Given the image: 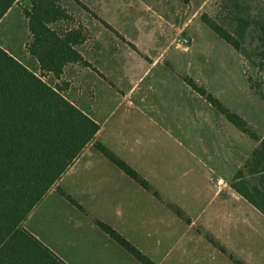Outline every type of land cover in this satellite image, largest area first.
I'll list each match as a JSON object with an SVG mask.
<instances>
[{
  "label": "rangeland",
  "instance_id": "obj_1",
  "mask_svg": "<svg viewBox=\"0 0 264 264\" xmlns=\"http://www.w3.org/2000/svg\"><path fill=\"white\" fill-rule=\"evenodd\" d=\"M235 2L252 28L257 20L264 23V0H79L70 1L67 20L53 24L61 32L81 27L88 35L87 26L83 50L92 68L69 65L62 78L43 79L64 92L80 81L81 107L102 126L97 140L130 160L150 185L116 179L121 169L95 146L89 153L104 159V167L94 166L98 160L88 166V152L79 157L59 184L73 179V197L87 214L66 200L68 206L43 228L42 242L69 264H119L116 255L115 262H100L86 254L105 235L96 220L112 226L115 190L140 186L147 191L135 193V203L148 209L149 219L137 220L132 234L149 258L151 250L160 264H264V214L227 188L255 140L228 126L190 83L220 98L252 133L264 136V81L256 93L239 52L202 19L206 14L231 22L239 9ZM28 3L19 0L0 20V45L41 74L26 48ZM254 43L248 57H255ZM80 174L87 178L81 181ZM131 263L139 264L135 258Z\"/></svg>",
  "mask_w": 264,
  "mask_h": 264
},
{
  "label": "trees",
  "instance_id": "obj_2",
  "mask_svg": "<svg viewBox=\"0 0 264 264\" xmlns=\"http://www.w3.org/2000/svg\"><path fill=\"white\" fill-rule=\"evenodd\" d=\"M18 1L0 0V20ZM70 1L79 0H29L23 8L31 35L27 52L36 58L41 74L0 45V264H67L24 223L56 187L72 204L83 209L58 183L90 144L128 176L150 188L134 168L97 140L102 130L98 121L69 100L61 87L43 79V74L60 77L70 63L89 65L78 49L87 38L82 28L61 32L53 27L69 18ZM235 5L239 9L230 16L231 22L222 19L226 25L206 14L202 19L239 52L250 85L260 94L264 81L261 74L264 72V23L257 20V26L252 28V20L240 8L241 4L235 2ZM255 40L259 44L255 57H248L246 49ZM190 83L258 142L234 175L231 187L264 214V136L252 133L241 116L203 86L195 81ZM96 224L142 264H155L110 225L100 220Z\"/></svg>",
  "mask_w": 264,
  "mask_h": 264
},
{
  "label": "crops",
  "instance_id": "obj_3",
  "mask_svg": "<svg viewBox=\"0 0 264 264\" xmlns=\"http://www.w3.org/2000/svg\"><path fill=\"white\" fill-rule=\"evenodd\" d=\"M85 32H87L88 35H89V30H88L87 26H86V31ZM88 35H87V38L84 41V43H82L78 47V49L81 52V54L83 55V57L85 58V60L89 62V65H83V64H80V63H70V64L66 65V67L64 68L63 74L60 76V78H62L63 76H65V72L67 71V68H69V65L71 66V65L80 64V65H82L85 68H92V66H91L92 63L88 59V56H87L85 50H83L84 45L88 41V38H89ZM37 64H38V62H37ZM38 68L40 70V67H38ZM33 71L36 72L35 70H33ZM79 82L80 81H71V84L72 85H71V88L69 89V91H66V92H64V90H62V91L64 92L65 95H69L70 98L68 96H66L69 100H71L73 103H76L77 106H79L82 110L85 111V109L81 107V102H83V100L81 99V97L83 95V91L80 90ZM76 93H78V94H76ZM218 99L221 101L220 98H218ZM85 112L88 113L87 111H85ZM226 121L228 122L227 123L228 126L231 127L230 124H233L236 127V125L234 123H232L228 118L226 119ZM254 144H255V147H256L258 145V142L257 141H254ZM93 147H94V145L93 144H90L86 148V150L82 153V155L80 156V158L84 154H87V152H88V154L90 155L89 156L90 157L89 158L90 160L88 161V166H91L95 161L98 160L99 162L96 163V164H94V166L97 167V168L104 167L105 164L107 163L106 161H104V159H102L100 157H96L94 155V153H91V154L89 153V149L90 148H93ZM126 161L128 162V164H130L132 167H134L136 169V167L133 165V163L130 160L127 159ZM89 169H91V168H89ZM63 176H62L61 179L64 178ZM78 176H79V178H80L81 181H82L83 178H87V176H84V174H80ZM114 177L116 179L117 178H120V179H122V178H129V179H131V177L128 176L124 171H122V169H121V173H119V172L116 173ZM131 180L134 181L133 178ZM72 182H73V179L72 180H69L68 181V184H65V185H61V184L58 183V186H60L66 193H68L69 195H71L73 197L75 195V193H74L73 189L70 187V185H71ZM140 188L141 189L136 190V191H132L131 189H128V188H122L121 190H115L114 195H116L115 196L116 199H115V202H112L113 207L111 208L112 209L111 213H112V218H113L111 220V225L113 227L112 226L111 227L114 228L116 231H118L123 237H125L127 240H129L134 246H136L139 249H141V246L134 239V236L132 234V229L134 228L136 222H138L137 220H141L144 217H147L149 219V217H148V215L146 213V210H148V209H145L142 205H137L135 203V199H136L135 193L137 195L141 194V195L145 196V193L143 192V190L145 191V189H142L141 186H140ZM227 188L231 189L232 192H233V194H235L239 198L247 201L240 194H238L236 191L233 190V188L231 187V183H228ZM73 198L76 201H78V203L83 207L82 210L87 214V211H86L87 209L82 204L83 202L81 203V201L78 200L76 197H73ZM66 200H68V199L57 190V187L56 188H53L50 191V193L40 202V204H38V206H36V208L32 211V213L30 214V216L28 217V219L24 223L25 227L33 235H35L39 240L42 241L43 240V228H45L46 225H48V222L49 221H55L56 211L58 212L59 210H63V209H65L68 206ZM249 204L253 208H256L250 202H249ZM72 206H76V205L72 204ZM97 218L100 219L99 217H97ZM98 237H100V239L93 245L92 250L88 249V252L86 254V257L87 258H89V259H95V260L97 259L99 261L102 260L103 258H105V259H109L110 261H113L115 259L114 256L116 255V256H118V261H119L118 263L119 264H128L129 261H131V260H133V258H135L126 249H124L118 242H116L115 240H113L106 232H105V235L104 236L103 235L102 236L101 235H98ZM212 241H213L212 243L215 246H217L225 255H227V256L230 255L224 247H222L221 245H219L214 240H212ZM148 255L150 256V259L155 264H160L161 261L158 260L156 258V256L152 254V251L151 250H148ZM230 256L232 258V255H230ZM59 257H61V256H59ZM115 260L117 261V259H115ZM115 260H114V262H115ZM64 261L67 264H69L66 260H64ZM137 261L139 262V264H142L139 260H137ZM70 264H72V263H70ZM131 264H133V263H131Z\"/></svg>",
  "mask_w": 264,
  "mask_h": 264
}]
</instances>
